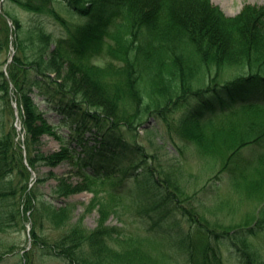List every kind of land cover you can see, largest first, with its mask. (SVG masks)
Listing matches in <instances>:
<instances>
[{
	"label": "trees",
	"instance_id": "16d2710c",
	"mask_svg": "<svg viewBox=\"0 0 264 264\" xmlns=\"http://www.w3.org/2000/svg\"><path fill=\"white\" fill-rule=\"evenodd\" d=\"M35 1L20 2L36 16L23 39L21 23L10 16L15 28L11 33L4 17L8 13L5 8L0 12V53L11 46L15 50L0 70V233L19 221L32 225L24 264L31 263L35 248L68 264H145L140 246L152 237L126 235L106 223L109 211L114 212L112 204L121 197L116 187L126 177L141 182L142 193L152 196L150 210L165 215L174 209L193 222L189 227L194 233L178 240L189 253L188 264H226L218 249L225 242L230 264H264L249 240L264 233V6L246 4L228 17L209 0H58L84 20L70 30L55 0ZM40 16L59 21L68 34L54 38L37 20ZM99 54L104 64L94 62ZM34 90L45 97L43 108ZM13 97L25 131L26 161L38 174L34 181L17 139ZM180 107L187 113L174 120ZM50 110L66 119V136L58 131L61 120L47 117ZM148 117L192 143L199 159L218 165L213 179L228 171V184L244 194L243 201L261 205L234 226L211 222L189 206L191 194L176 173L156 167L154 158L137 146L136 131ZM45 134L58 141V151L46 154L40 149ZM63 161L73 167L79 183L37 169ZM51 177L58 182L52 190L56 196L41 192ZM105 182H112L108 203L95 199L99 228L89 231L78 223L59 240L40 237L37 227L45 222L67 225L69 205L57 207L54 197L94 192ZM111 242L132 251L117 253ZM5 250L0 260L15 249Z\"/></svg>",
	"mask_w": 264,
	"mask_h": 264
},
{
	"label": "rangeland",
	"instance_id": "374dc122",
	"mask_svg": "<svg viewBox=\"0 0 264 264\" xmlns=\"http://www.w3.org/2000/svg\"><path fill=\"white\" fill-rule=\"evenodd\" d=\"M19 1L21 3L26 2V0ZM29 1L37 2L35 0ZM1 2L2 8H5L9 15H4L8 26V21L11 22L10 16L11 18H16L22 25V30L19 34L22 39L26 38L28 34L27 31L33 26V20L36 16H32V14L26 12L20 2H10L9 0H1ZM209 2L213 6H217L222 14L228 17H235L246 4L256 7L264 6V0H209ZM55 4L56 11L67 21L70 30H73L76 24L84 22L83 19L73 16L64 9L63 5L60 4L58 0H55ZM2 8L1 10H3ZM37 20L42 23L46 32L51 33L54 38L64 37L68 34L66 28L62 26L59 21L45 16L37 17ZM10 27L15 31L13 25ZM13 39L14 36L12 37V40ZM14 52L15 50L12 48L9 52L2 51V53H0V70H5V62L10 60ZM93 60L98 64L105 63V58L102 54L94 57ZM33 97H35L36 102L40 103V108H43L47 104L44 100L45 97L38 94L35 90ZM14 99L13 97V102H15ZM14 106L15 103H13V109L17 110V107ZM175 112L176 113L173 115L174 120L181 118L187 113L185 107H180L176 109ZM61 116V114H57L52 110L47 113V117L51 122L59 123L61 120L58 131L66 136L69 133V128L63 125L66 119L63 118V120ZM7 117L6 111L3 112L2 119L6 121ZM20 124L19 121L16 123L14 122V125L19 127ZM17 131L19 133L17 139H19L21 143H24V141L26 142L23 132ZM136 132L137 146H141L140 148H142L145 156L148 155L154 158V161L152 158L149 162L156 163V167L159 166L167 171H172L173 176H175L176 173L178 180L186 186L187 193L191 194L192 199L189 206L193 205L196 207L199 212L203 213L207 220L211 222L216 221L221 225L234 226L239 223L241 219L245 218L247 213L255 211V207L261 205V203L254 204V202L248 200L243 201V198H241L243 193H236L228 184V171H222L218 179H213L214 173H216L220 167L213 164L211 161L207 163L206 160L199 159L197 154H195L193 144L184 142L178 137L176 138L172 134H169L161 120L148 117ZM88 135L87 132L84 133V137ZM40 140V149L46 154L59 150L60 145L58 141L51 135L45 134L41 136ZM256 150L258 149L256 148ZM243 152H245L244 154L249 153L248 151ZM138 159L139 156H135L134 161L137 162ZM37 169L44 175L53 172L57 177H64L74 184L81 181L80 177L75 174V170L67 161H63L56 166L40 164ZM37 175L36 172V175L34 174L30 177L33 179L32 181L37 178ZM13 181L16 183L17 177H14ZM57 184V179L51 177L43 184L41 192L51 196L53 194L52 190ZM140 185L141 182L126 177L125 182L116 187L120 189L121 197L114 205L112 204V206L115 207L110 210L114 212L111 213L109 211L110 214L106 216L107 225L115 226L118 228L116 231L126 235L152 237L150 242L143 241L140 246L141 251L147 257V259L144 260L145 264H188L189 253L185 250V247L179 245L178 240L184 237V235L190 237V235L194 233V231L192 232L194 229L189 227L193 222L191 223L183 213L176 212L174 209L169 211L170 208H168L169 213L165 215H163L161 211L150 210L149 207L154 202V199L151 195L142 193ZM110 186H112V182H105L104 184L96 185L93 190L94 192L84 190L73 194V196L67 199L64 198L63 200L54 197L53 203L57 207L66 204L69 205L70 211L68 213L70 214L66 221L67 225L52 226L45 222L40 230L37 227V232L40 237L42 236L50 242L59 240L64 234L75 229L78 223L89 231H94L99 228L101 223L99 222L100 213L97 211L95 199L98 197V200L108 203L107 200H109V192L111 191ZM141 209L147 210L148 212H144ZM31 228L32 225H30L29 222L22 223L19 221L16 227H10L3 233H0V252H6L7 250H5V248L11 246L15 249L11 253L3 254L0 264H24L22 254L24 250L31 246L32 238L29 236ZM249 240L253 243L254 247L258 249L259 256L264 261V233L259 232L254 237L250 236ZM111 243L113 250L117 253H126L131 250L130 248L127 250V246L124 244L119 243V245L116 246L113 242ZM227 244V242H225V244H219L218 249H220L225 263L230 264L232 260L229 257L231 250L228 248ZM32 254L30 264H68V261L62 257L56 255H43L42 252L36 248L33 250Z\"/></svg>",
	"mask_w": 264,
	"mask_h": 264
}]
</instances>
